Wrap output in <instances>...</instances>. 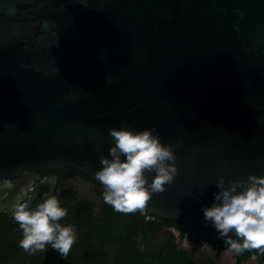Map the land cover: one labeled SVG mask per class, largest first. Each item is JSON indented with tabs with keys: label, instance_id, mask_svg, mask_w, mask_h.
Returning <instances> with one entry per match:
<instances>
[{
	"label": "water",
	"instance_id": "obj_1",
	"mask_svg": "<svg viewBox=\"0 0 264 264\" xmlns=\"http://www.w3.org/2000/svg\"><path fill=\"white\" fill-rule=\"evenodd\" d=\"M153 127L178 174L148 215L216 244L218 179L264 176V0H0V178L102 185L108 129Z\"/></svg>",
	"mask_w": 264,
	"mask_h": 264
},
{
	"label": "clouds",
	"instance_id": "obj_2",
	"mask_svg": "<svg viewBox=\"0 0 264 264\" xmlns=\"http://www.w3.org/2000/svg\"><path fill=\"white\" fill-rule=\"evenodd\" d=\"M108 133L114 146L109 147L108 156L101 155V168L95 173L104 186V203L121 214L145 213L153 194L166 191L165 186L178 174L176 155L171 145L161 143L155 127L139 131L109 128ZM146 172L155 173L150 183ZM55 181V177L50 178V183ZM216 186L219 191L213 203L203 209L205 222L214 226L229 252L264 250V176L229 179L227 186L220 177ZM32 190L22 189L25 194ZM32 199H18L12 206V218L23 234L19 246L34 254L45 252L50 245L66 259L77 242L75 226L61 224L68 209L55 195L45 193L34 208Z\"/></svg>",
	"mask_w": 264,
	"mask_h": 264
},
{
	"label": "trees",
	"instance_id": "obj_3",
	"mask_svg": "<svg viewBox=\"0 0 264 264\" xmlns=\"http://www.w3.org/2000/svg\"><path fill=\"white\" fill-rule=\"evenodd\" d=\"M65 169L67 173L55 170L57 184L51 194L47 185L36 189L31 207L41 203L47 193L57 196L68 209L61 224L74 225L77 231V242L68 257L62 258L50 245L45 252H25L19 246L23 238L19 225L8 213H0V264H195L191 254L178 244L188 232L181 222L151 217L147 212L127 215L115 212L104 203L103 185ZM71 175L95 184L101 190L100 202L95 204L91 199L78 198L68 188H59L60 180ZM224 246V240L219 239L217 248ZM255 252L261 254L264 263V250ZM232 253L238 264L249 256V253ZM199 264H213V261L205 257Z\"/></svg>",
	"mask_w": 264,
	"mask_h": 264
},
{
	"label": "rangeland",
	"instance_id": "obj_4",
	"mask_svg": "<svg viewBox=\"0 0 264 264\" xmlns=\"http://www.w3.org/2000/svg\"><path fill=\"white\" fill-rule=\"evenodd\" d=\"M50 190H54L56 184L48 183ZM59 188H68L78 198L91 199L98 204L101 199V190L95 186L92 182L83 179L79 176H71L62 178L59 183ZM176 235L177 233L174 232ZM180 247L188 251L195 264H199L200 261L208 257L213 261V264H238L232 252L227 251V246L222 249H218L214 244H206L201 242L192 232H187L185 237L178 241ZM239 264H264L257 256H251L247 260Z\"/></svg>",
	"mask_w": 264,
	"mask_h": 264
},
{
	"label": "flooded vegetation",
	"instance_id": "obj_5",
	"mask_svg": "<svg viewBox=\"0 0 264 264\" xmlns=\"http://www.w3.org/2000/svg\"><path fill=\"white\" fill-rule=\"evenodd\" d=\"M55 170H32L23 171V173L18 177L0 178V203L4 201H10L12 204L17 202L18 199H27V196L33 197L34 192L40 186L48 185L50 183V178L55 177ZM63 173H67L66 169H58ZM78 176V175H71ZM68 176V177H71ZM56 178V177H55ZM57 184V179L54 185ZM31 187L33 190L25 194L22 189ZM52 190L49 191L51 194ZM0 213H8L12 216V210L3 209ZM210 244V243H206ZM218 242L214 245L217 246ZM257 256L261 259V254L259 252H250L248 258L251 256Z\"/></svg>",
	"mask_w": 264,
	"mask_h": 264
}]
</instances>
